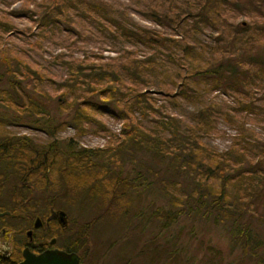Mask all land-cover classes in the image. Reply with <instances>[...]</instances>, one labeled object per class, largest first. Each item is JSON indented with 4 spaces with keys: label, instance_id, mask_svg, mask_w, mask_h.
Wrapping results in <instances>:
<instances>
[{
    "label": "trees",
    "instance_id": "1",
    "mask_svg": "<svg viewBox=\"0 0 264 264\" xmlns=\"http://www.w3.org/2000/svg\"><path fill=\"white\" fill-rule=\"evenodd\" d=\"M17 1L13 10L5 8L14 0H0V125L45 138L0 127V175L30 201L33 188L55 207L66 198L92 211V223H118L120 233L131 219L141 228L148 218L127 217L131 192L160 195L172 219L221 229L238 255L219 264L237 256L264 264L257 252L264 248L257 234L264 228V0ZM17 13L27 26L17 27ZM60 26L78 39L109 33L120 46L109 56H75L77 39L62 36ZM45 40L69 53L43 61ZM66 127L72 133L63 137ZM85 135L103 143L82 146ZM211 138L228 144L218 150ZM152 242L139 251L152 244L148 261L178 251L165 238Z\"/></svg>",
    "mask_w": 264,
    "mask_h": 264
},
{
    "label": "rangeland",
    "instance_id": "2",
    "mask_svg": "<svg viewBox=\"0 0 264 264\" xmlns=\"http://www.w3.org/2000/svg\"><path fill=\"white\" fill-rule=\"evenodd\" d=\"M20 5V2L14 0L10 7L5 9L16 10ZM3 4H0V8ZM131 14V13H130ZM134 21L141 25H149L150 22L138 18L135 14H131ZM14 23L18 28L21 26H27L29 23L21 15L17 13L14 18ZM243 20V18H240ZM60 33L62 36L77 39L75 47L70 51L75 56H89L101 52L103 56L113 55L114 52L111 51L112 48H117L120 43L116 39H112L110 34H98L95 33L94 40L88 39L86 37L76 38L74 33L67 30V27L60 26ZM34 30L31 29V32ZM210 33L206 31L204 33V38L208 39ZM16 42H20V38L17 35H13ZM33 38V37H31ZM42 57L41 59L45 61L50 53H55L61 51L66 55L69 53L65 48H59L58 46L52 44L49 40H45L42 44ZM52 71L57 77L61 75V70L58 66H51ZM222 98L224 95H221ZM105 124L113 130H116L119 126L118 122L109 116H103ZM220 129L226 130L228 134L232 131L227 129L221 123L218 125ZM9 132L13 134H25L37 140H43L45 135L33 129H28L27 127L21 126H10L6 127ZM72 129L66 127L64 131L60 133L61 136L67 137L71 135ZM211 145H214L218 150H223L228 144L227 138H211L207 140ZM103 143V139L96 136L85 135L79 139V144L85 147H95L100 146ZM138 158L144 161V154L138 155ZM5 182H10V177L8 176ZM34 195H40L41 191L34 192ZM132 208L127 217H130L131 212H143L148 218L145 219L142 227L136 222L138 219H131V224L122 229L120 233V228L118 223L113 224L109 222L106 224L103 221H98L92 223L91 217L93 216L92 211H80L77 207L70 206L66 198H62V201L57 202L60 206H66L70 212V222L72 229L77 230L78 233H85L86 244L83 256L86 260L91 261V264H219L223 261H228L233 255H238L236 249L230 250L225 238L222 236L221 229L219 227L211 226L208 223L198 224L187 219L188 221H182L180 218L172 219L173 214L172 208H170L164 199L160 195H152L151 192L143 193L139 190L131 192ZM168 213V215L166 214ZM166 219L164 220L165 216ZM158 217V218H157ZM166 221V228H160V225ZM220 226V225H219ZM74 227V228H73ZM257 234L264 238V228L259 227L257 229ZM122 235L121 238L119 236ZM162 235V236H161ZM160 238H165L167 240V246L172 247L171 249H177L174 253V257L166 256L161 259H153L148 261L152 255V244H148L143 253L139 251L142 248V242L145 243L146 240L153 238V242ZM152 242V243H153ZM262 247V248H261ZM259 255H263V245H261ZM145 248V247H143ZM147 250V251H146ZM216 250L219 252L216 253ZM215 252V257L213 253ZM159 255V253H157ZM259 257V256H258ZM256 257V258H258ZM264 259V257H262ZM209 260L211 263H209ZM230 264H257L256 260H252L249 257H236L235 260L230 261Z\"/></svg>",
    "mask_w": 264,
    "mask_h": 264
},
{
    "label": "flooded vegetation",
    "instance_id": "3",
    "mask_svg": "<svg viewBox=\"0 0 264 264\" xmlns=\"http://www.w3.org/2000/svg\"><path fill=\"white\" fill-rule=\"evenodd\" d=\"M0 127L6 129L7 125ZM2 168L0 160V171ZM15 185L0 175V264H22L24 253L44 256L48 252L71 254L79 264H91L83 256L85 233L72 229L66 206L55 207L54 201L35 196L37 188L28 190L32 192L30 201Z\"/></svg>",
    "mask_w": 264,
    "mask_h": 264
},
{
    "label": "water",
    "instance_id": "4",
    "mask_svg": "<svg viewBox=\"0 0 264 264\" xmlns=\"http://www.w3.org/2000/svg\"><path fill=\"white\" fill-rule=\"evenodd\" d=\"M22 264H79L76 256L56 252H48L44 256H33L24 253Z\"/></svg>",
    "mask_w": 264,
    "mask_h": 264
}]
</instances>
